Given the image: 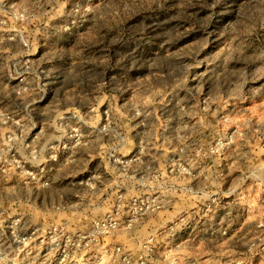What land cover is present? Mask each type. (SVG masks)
<instances>
[{"label": "rangeland", "instance_id": "rangeland-1", "mask_svg": "<svg viewBox=\"0 0 264 264\" xmlns=\"http://www.w3.org/2000/svg\"><path fill=\"white\" fill-rule=\"evenodd\" d=\"M0 264H264V0H0Z\"/></svg>", "mask_w": 264, "mask_h": 264}]
</instances>
